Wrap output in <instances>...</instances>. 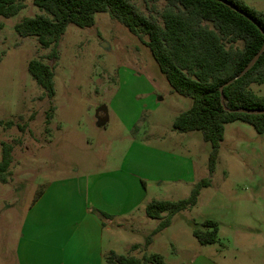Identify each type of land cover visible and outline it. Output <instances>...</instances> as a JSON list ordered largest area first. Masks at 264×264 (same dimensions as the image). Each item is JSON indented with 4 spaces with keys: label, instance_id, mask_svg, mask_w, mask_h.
I'll list each match as a JSON object with an SVG mask.
<instances>
[{
    "label": "rangeland",
    "instance_id": "374dc122",
    "mask_svg": "<svg viewBox=\"0 0 264 264\" xmlns=\"http://www.w3.org/2000/svg\"><path fill=\"white\" fill-rule=\"evenodd\" d=\"M132 1L145 13L152 9L146 0ZM243 2L264 12V0ZM162 6L160 1L155 7ZM39 13L32 0H25V8L14 16H0V142L13 147L9 180L0 182V206L16 197L10 213L15 227L25 205L49 181L112 166L127 150L133 156L142 143L176 157H191L196 177H209L210 184L193 207L176 213L169 228L153 236L146 250L145 237L158 221L148 219L143 208L131 225L104 231L105 250L138 258L145 252L158 253L167 264H188L195 248L204 251L192 235L193 221L210 219L222 223L220 241L228 256L240 264H264V249L258 244L264 241V133L240 120L227 123L210 175L211 147L201 132L172 129L174 118L190 107L191 99L169 93L165 76L138 37L107 12H99L91 27L68 25L51 57V48L42 49L35 37H20L14 31L15 23ZM32 58L53 71L51 99L27 71ZM250 89L262 95L264 82ZM190 191L182 187L172 201Z\"/></svg>",
    "mask_w": 264,
    "mask_h": 264
},
{
    "label": "trees",
    "instance_id": "16d2710c",
    "mask_svg": "<svg viewBox=\"0 0 264 264\" xmlns=\"http://www.w3.org/2000/svg\"><path fill=\"white\" fill-rule=\"evenodd\" d=\"M160 1L163 6L158 10L155 6ZM226 1L247 13L264 30V12L249 7L243 0ZM146 2H150L152 8L149 13L132 0H32L41 13L22 18L14 24V31L20 37H35L40 48H51L48 55L54 57L68 25L91 27L96 13L107 12L149 48L170 91L191 99L190 107L174 118L172 129L179 133L201 132L202 139L211 147L207 159L211 175L227 123L240 120L250 124L256 132L264 133V113L236 111L239 108L264 109V94L257 95L250 89L251 84L264 82V49L251 68L238 77L260 51L264 35L249 18L218 0ZM24 8L25 0H0L1 17L9 18ZM238 41L243 43L242 47L235 44ZM27 71L45 96L51 99L55 93L51 67L39 58H32ZM230 80L232 82L227 84ZM53 109L50 106V110ZM6 125H12V122L7 121ZM0 148V182L6 183L10 176L13 147L0 142ZM209 184V177L201 178L187 197L176 201L152 199L146 204L145 215L158 223L145 237V250L152 243L153 236L170 225L176 213L197 203L200 191ZM41 193L42 190L34 199ZM98 213L101 217H108L104 212ZM217 233L216 221L207 219L200 224L193 221L192 235L200 245L215 243ZM132 247L138 248L139 244ZM105 262L167 264L161 254L146 252L138 258L110 251Z\"/></svg>",
    "mask_w": 264,
    "mask_h": 264
},
{
    "label": "crops",
    "instance_id": "0c3cea01",
    "mask_svg": "<svg viewBox=\"0 0 264 264\" xmlns=\"http://www.w3.org/2000/svg\"><path fill=\"white\" fill-rule=\"evenodd\" d=\"M137 145L133 156L127 150L112 166L46 183L42 193L25 205L16 227L10 214L16 197L0 206V264H106L105 256L117 251L104 249V231L131 225L136 211L152 199L173 200L171 196L182 187L192 189L201 179L191 157ZM217 223V241L202 245L204 251L195 248L188 264H240L235 256H228L220 241L222 223ZM258 244L264 249L263 240Z\"/></svg>",
    "mask_w": 264,
    "mask_h": 264
},
{
    "label": "water",
    "instance_id": "95a60500",
    "mask_svg": "<svg viewBox=\"0 0 264 264\" xmlns=\"http://www.w3.org/2000/svg\"><path fill=\"white\" fill-rule=\"evenodd\" d=\"M222 3H224L225 5L229 6L230 8H232L233 10H235L236 12L243 14L245 17L249 18L254 24L257 25V27L260 29V31L262 32V34L264 35V30L256 23V21H254L247 13L241 11L240 9L236 8L235 6H233L232 4H230L229 2H227L226 0H218ZM264 49V43L260 49V51L252 58V60L243 68V70L239 73L238 77L242 76L248 69L251 68V66L254 64V62L257 60V58L259 57L260 53L263 51ZM232 80L228 81L227 84L231 83ZM221 89V88H220ZM221 102H223L222 100V96H221ZM237 112H241V113H247V114H261L264 113V109H250V108H239L236 110Z\"/></svg>",
    "mask_w": 264,
    "mask_h": 264
}]
</instances>
